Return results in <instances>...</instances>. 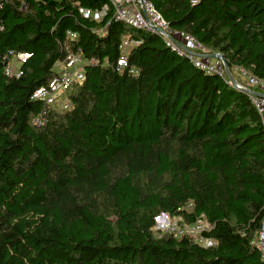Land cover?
<instances>
[{
  "label": "trees",
  "instance_id": "16d2710c",
  "mask_svg": "<svg viewBox=\"0 0 264 264\" xmlns=\"http://www.w3.org/2000/svg\"><path fill=\"white\" fill-rule=\"evenodd\" d=\"M150 2L233 79L240 68L264 81V0ZM104 5L0 0V264H264L252 245L264 132L249 98ZM123 38L139 41L127 58L135 74L115 71ZM77 49L87 65L70 108L32 99ZM11 54L27 55L18 77L4 72ZM162 213L203 218L215 245L157 238Z\"/></svg>",
  "mask_w": 264,
  "mask_h": 264
},
{
  "label": "built area",
  "instance_id": "2783aa9c",
  "mask_svg": "<svg viewBox=\"0 0 264 264\" xmlns=\"http://www.w3.org/2000/svg\"><path fill=\"white\" fill-rule=\"evenodd\" d=\"M105 5L101 12H106L108 7L113 9L114 19L123 23L126 27L136 30H142L151 35L158 36L163 44L174 52L178 57L187 59L191 65L203 72L204 74H216L224 78L227 83L237 91L244 93L252 103L257 114L260 117L261 126L264 132V81L249 74L247 71L237 68L238 76L242 81L235 83L229 82L223 62L218 59L206 57V49L203 48L192 36L178 32L169 27L163 20L161 15L153 7L150 0H104ZM191 4L197 3L199 0H189ZM101 12L94 14V18L98 20ZM89 15V12H85ZM70 38H75V34L67 32ZM139 44V41L123 38L118 47L119 55L116 60L115 71L122 73L127 71L128 74H135L136 70L130 68L127 63L129 51L133 46ZM11 59L7 64L4 72L7 76L21 75V66L26 61V54H11ZM15 61L16 65L10 62ZM87 65V61L82 57L80 50L68 53L63 61L54 64L55 76L45 85L37 88L32 94V99L41 101L46 108L58 107L60 110H68L70 108L69 91L76 83H81L84 79L83 69ZM35 125H43L41 116L33 119ZM190 205L187 206V209ZM164 218L165 222H161L158 226V218ZM158 219V220H157ZM172 219V220H171ZM182 221V220H181ZM179 222V221H178ZM166 214H160L155 218L154 232L157 238L164 235H171L174 238L181 236H190L195 242L204 247H213L215 241L205 238L202 234L209 231L210 225L203 219H197L191 224L178 223ZM252 245L258 249L264 261V216L256 238Z\"/></svg>",
  "mask_w": 264,
  "mask_h": 264
},
{
  "label": "water",
  "instance_id": "95a60500",
  "mask_svg": "<svg viewBox=\"0 0 264 264\" xmlns=\"http://www.w3.org/2000/svg\"><path fill=\"white\" fill-rule=\"evenodd\" d=\"M206 57L211 58V59L221 60L223 62L224 67H225V70H226V73H227V77H228L229 82H231V84H234L235 83L233 77L231 76V74H230V72L228 70V67H227V65H226L223 57L220 54H217V53L207 54Z\"/></svg>",
  "mask_w": 264,
  "mask_h": 264
},
{
  "label": "rangeland",
  "instance_id": "374dc122",
  "mask_svg": "<svg viewBox=\"0 0 264 264\" xmlns=\"http://www.w3.org/2000/svg\"><path fill=\"white\" fill-rule=\"evenodd\" d=\"M100 17H101V16H98V19H99ZM10 64H11V65H14V66L16 65L15 61H13V62L11 61ZM235 76H236V75H235ZM239 78H240V77H239ZM158 219H159V220H158ZM158 219H157V220L159 221V222H158V226H161V225H160L161 222H165V220H164L163 217H162V218H158ZM171 220H172V219H171ZM174 221H176V222L179 221V222H178L179 224H180V223H183L179 218H178V219L175 218Z\"/></svg>",
  "mask_w": 264,
  "mask_h": 264
},
{
  "label": "crops",
  "instance_id": "0c3cea01",
  "mask_svg": "<svg viewBox=\"0 0 264 264\" xmlns=\"http://www.w3.org/2000/svg\"><path fill=\"white\" fill-rule=\"evenodd\" d=\"M237 70V69H236Z\"/></svg>",
  "mask_w": 264,
  "mask_h": 264
}]
</instances>
